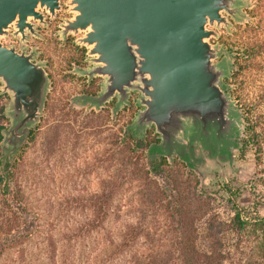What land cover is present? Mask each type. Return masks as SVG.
<instances>
[{"label":"water","instance_id":"1","mask_svg":"<svg viewBox=\"0 0 264 264\" xmlns=\"http://www.w3.org/2000/svg\"><path fill=\"white\" fill-rule=\"evenodd\" d=\"M70 17L60 23L65 39L85 47L90 66L79 70L102 78L96 95L77 100L99 111L115 98L113 113L129 104L132 93L141 107L130 129L143 137L158 135L167 160L226 153L235 144L239 119L225 90L230 65L224 46L211 42L244 16V0H67ZM60 0H0V92L10 100L11 124L3 143L15 154L39 120L50 88L38 51L4 45L10 34L24 43L39 37L36 21L46 25L43 11L55 17Z\"/></svg>","mask_w":264,"mask_h":264},{"label":"rangeland","instance_id":"2","mask_svg":"<svg viewBox=\"0 0 264 264\" xmlns=\"http://www.w3.org/2000/svg\"><path fill=\"white\" fill-rule=\"evenodd\" d=\"M244 5L245 16L233 22L228 31L222 27L218 38H211V42L227 50L225 60L230 71L224 78L225 90L234 100L239 119L235 144L226 153H201L186 159L176 156L174 160L180 172L190 173L181 177L182 189H206L213 199L212 211L222 219L232 215L225 184L237 189L235 202L240 207L258 208L259 214L264 215V145L260 151L247 138V129L258 113L264 119V0H244ZM40 34L31 35L24 43L11 34L2 40L8 46L15 45L16 38L17 45L35 48L36 60L45 62L50 79L42 114L25 144L15 153V180L40 219V234L52 230L58 237L62 233L71 236L76 234L74 225L94 219L89 213V197L104 188L114 189L119 157L117 137L130 129L141 107L137 106L134 93L129 104L116 113L111 104L99 111L82 105L77 97L86 86L82 78L73 74L75 47L63 43L54 22L41 29ZM260 45L256 55H247V50ZM9 100L8 94L0 92V125L6 128L11 124L6 114ZM144 137L148 145L141 155L146 161L156 156L149 151V144L158 136L148 129ZM11 148L2 141L0 152L7 154ZM169 174V167H165L159 182L168 181Z\"/></svg>","mask_w":264,"mask_h":264},{"label":"trees","instance_id":"3","mask_svg":"<svg viewBox=\"0 0 264 264\" xmlns=\"http://www.w3.org/2000/svg\"><path fill=\"white\" fill-rule=\"evenodd\" d=\"M260 47L247 55H256ZM4 129L0 125V149ZM117 138L114 189L89 197L94 219L74 225L71 236L58 237L52 230L40 234V219L15 180V154L0 152V264H264V215L258 208L240 207L237 189L223 185L232 215L222 219L212 211L206 189H182L181 179L190 173L179 171L176 156L171 163L166 159L159 138L149 144L156 156L146 161L144 136L128 129ZM247 138L263 151L261 113L249 125ZM165 167L171 174L162 184L158 178Z\"/></svg>","mask_w":264,"mask_h":264},{"label":"flooded vegetation","instance_id":"4","mask_svg":"<svg viewBox=\"0 0 264 264\" xmlns=\"http://www.w3.org/2000/svg\"><path fill=\"white\" fill-rule=\"evenodd\" d=\"M66 1L67 0H60L61 8L56 11L54 18H51L50 14L48 12L43 11V13L45 15L44 19L46 21V25H43L39 21H36V29H37V32L39 33L40 36H41V34H40L41 29L48 28L50 26V24L52 22H54L55 26L59 30L60 29L59 25L61 22L64 21V18L71 16V14L68 13V11H67ZM59 37L61 38L60 34H59ZM76 37H77L76 35L68 34L65 39L61 38V40L63 41V43H70L72 46L75 47L76 54H75V56L72 57L73 63L75 65L73 67V70H74L73 74L77 75L79 78H82V80L84 81V84L86 86V89L83 90L80 93V95H96L101 90L102 78L101 77H93V78L89 79L87 76L81 75L79 73V70L89 67L90 64L87 61V55H86L85 47H82L75 42ZM14 41H15V46L17 47V49H20L22 45H17L16 41H18V40L16 38H14ZM26 51L29 52L30 49L27 48ZM114 103H115V98H113L112 100L107 102L106 105L102 108L107 107V104H111L113 107ZM86 106H88V105H86Z\"/></svg>","mask_w":264,"mask_h":264}]
</instances>
